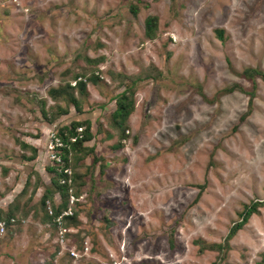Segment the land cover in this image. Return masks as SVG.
<instances>
[{
    "label": "rangeland",
    "instance_id": "obj_1",
    "mask_svg": "<svg viewBox=\"0 0 264 264\" xmlns=\"http://www.w3.org/2000/svg\"><path fill=\"white\" fill-rule=\"evenodd\" d=\"M150 65L162 75L138 84L123 138L111 116L125 89L117 75ZM249 67L264 70V0H0V211L19 204L16 224L0 232V264H257L264 207L225 257L199 242H223L245 205L264 200V78L240 117ZM85 69L101 79L76 92L80 110L51 98ZM235 83L247 92L221 94ZM86 119L88 150L67 167L84 181L69 206L78 201L80 223L62 243L40 202L57 163L49 138Z\"/></svg>",
    "mask_w": 264,
    "mask_h": 264
},
{
    "label": "trees",
    "instance_id": "obj_2",
    "mask_svg": "<svg viewBox=\"0 0 264 264\" xmlns=\"http://www.w3.org/2000/svg\"><path fill=\"white\" fill-rule=\"evenodd\" d=\"M134 13H136L137 9L135 6L132 7ZM159 28V18L158 16L151 15L146 19V36L149 39H155L157 38V32ZM223 30H218V36L223 37ZM88 70H83L81 73L75 74L73 80H75V84H72V82H67L64 85H60L59 87L51 88L49 91V94L51 98L54 101L59 100H65L67 103H73L76 105L77 109L80 110L81 107V101L79 97L77 96L76 92L81 94L82 96L88 95V82L91 81H98L101 79L100 72L97 73L93 72L91 77H88ZM162 75V71L157 68L155 65H150L149 68L145 69L143 72H139L138 74H133L132 76H124L121 73H118V78L120 77V85L125 86V89L118 95V98L116 99L117 107L112 113V119L114 121V125L119 130V133L121 137L127 138L128 133L127 130H129V123L128 118L133 110L134 107V100H135V93L136 88L138 84L148 78H159V76ZM243 75L250 78L253 81L252 89L247 92L245 88H243L241 85L235 83L231 86H228L224 88L221 91V94L224 93H231L235 90H240L242 92H247L251 95V99L249 103V109L247 113H244L241 117V120H244L246 116L249 115L250 111H252V104H253V98L256 91V78L262 77L264 78V70L254 67L246 68L243 72ZM129 79V81H126ZM202 97L208 101L213 102L214 99L207 98L206 94L200 91ZM220 97V94L218 95ZM59 112H64L66 110H58ZM44 112V111H43ZM46 114V113H45ZM44 114V115H45ZM53 116V119L55 120L56 115L51 114ZM83 130H79V128H82ZM57 135L60 137V139L64 142V147L60 150L61 157L63 159L64 166L59 167L56 163L55 166L48 167L51 172H54V176L51 179L52 187L46 188L44 194L42 195V198L40 200L41 206L44 209V216L43 220L47 223L51 224L56 230L59 228V224L56 221L57 217H59L64 211L68 209L70 206V198L71 196H75L78 198L79 193L78 190L83 185L82 180L80 178L79 174L73 172V174L64 173L63 171L60 172V168H67L71 167L70 165V155L72 152H78V151H86L84 146V143L88 140H90L93 137V133L91 132V122L90 120H76L71 122L70 125H63L58 129ZM75 138V140H73ZM23 147L26 148H32L33 149V155L28 156V160H34L37 156L38 150L37 148L31 147L26 142L22 143ZM29 186V181H27L26 185L24 186L23 190L19 193V195L16 197H22L24 194H26ZM200 193L199 196L202 194V191L204 189V185H200ZM55 192H58L60 195V201L57 203L55 201ZM78 202V201H77ZM76 202V204H77ZM50 204L52 209V214L49 212L48 205ZM75 206H72L73 214L72 215H65L63 216L62 220L64 222L63 227L67 229V227H71L72 225H78L80 221L78 220L79 211L75 210ZM19 204L12 203L9 205V208L6 211H0V221H5L6 223V229L16 224V211L18 209ZM261 207H264V200H257L253 201L250 204H246L244 210L240 213V220L234 222L232 225L228 235L226 236L225 240L223 242L218 243H211L207 244L204 241H199L203 243L204 249H213L218 250L220 252H224V257L228 253V250L230 249V241L231 239L241 230L244 225L248 223L250 218L253 214L258 213L259 209ZM27 216V214H25ZM11 233V232H10ZM67 233H65L66 237ZM172 242V240H171ZM257 264H264V252L261 255V259L257 262Z\"/></svg>",
    "mask_w": 264,
    "mask_h": 264
},
{
    "label": "built area",
    "instance_id": "obj_3",
    "mask_svg": "<svg viewBox=\"0 0 264 264\" xmlns=\"http://www.w3.org/2000/svg\"><path fill=\"white\" fill-rule=\"evenodd\" d=\"M75 84V83H74ZM81 131V130H80ZM73 140H75V138H73ZM64 142L60 139V137L57 135V133H51L50 135V138H49V145H48V151L50 153V160L53 161V162H57L56 164L59 166V167H63L64 164L63 163V159L61 157V154H60V150L64 147ZM63 171L64 173H68V174H71L69 172V169L68 168H60V172ZM74 196L72 195L70 200L71 202L74 201ZM48 209H49V212L52 214V209H51V206L50 204L48 205ZM73 214V210L71 207H68V209L66 211H64L59 217H57L56 221L58 222L59 224V237H60V241L62 243L65 242V233L67 232L68 229H65L63 227V216L65 215H72ZM6 223L5 221H0V232L1 233H4L6 231ZM75 254V253H73Z\"/></svg>",
    "mask_w": 264,
    "mask_h": 264
},
{
    "label": "crops",
    "instance_id": "obj_4",
    "mask_svg": "<svg viewBox=\"0 0 264 264\" xmlns=\"http://www.w3.org/2000/svg\"><path fill=\"white\" fill-rule=\"evenodd\" d=\"M49 152V151H48ZM47 160L49 159V157H48V155H47V158H46ZM57 194L59 195V193L57 192ZM55 195H56V193H55ZM60 196V195H59ZM55 200H56V198H55ZM57 201V200H56Z\"/></svg>",
    "mask_w": 264,
    "mask_h": 264
}]
</instances>
